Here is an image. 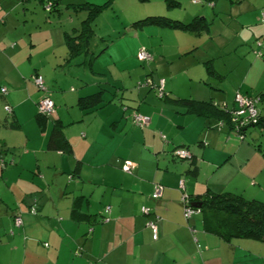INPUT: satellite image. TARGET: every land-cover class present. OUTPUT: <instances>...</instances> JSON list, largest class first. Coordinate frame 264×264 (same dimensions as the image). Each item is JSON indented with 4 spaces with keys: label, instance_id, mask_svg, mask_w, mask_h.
Returning a JSON list of instances; mask_svg holds the SVG:
<instances>
[{
    "label": "crops",
    "instance_id": "obj_1",
    "mask_svg": "<svg viewBox=\"0 0 264 264\" xmlns=\"http://www.w3.org/2000/svg\"><path fill=\"white\" fill-rule=\"evenodd\" d=\"M45 1L0 0V88H7L0 92V264H264V242L207 232L200 213L184 218L181 203L183 194L223 192L264 202V150L252 138L258 128L247 127L238 139L215 111L194 112L178 101L213 102L226 113L216 104L233 108L237 92L264 100V37L256 45L261 56L254 45L264 35V6L212 0L217 16L207 21L190 1L189 14L164 16L201 19L204 29L140 23L143 17L100 51L92 33L84 52L68 55L66 34L79 33L88 16L74 27L69 9L107 3L104 11L113 0H50L51 10ZM140 47L153 62L134 75L130 62L140 61ZM36 73L54 102L53 116L38 114L43 93L32 81ZM137 75L163 78L165 95L139 86ZM131 111L148 116V125L135 126ZM54 126L68 151L48 148ZM178 146L190 149V161L171 156ZM125 160L131 173L121 169ZM156 183L162 192L153 199ZM13 208L20 226L12 223ZM154 215L156 240L147 226Z\"/></svg>",
    "mask_w": 264,
    "mask_h": 264
},
{
    "label": "trees",
    "instance_id": "obj_2",
    "mask_svg": "<svg viewBox=\"0 0 264 264\" xmlns=\"http://www.w3.org/2000/svg\"><path fill=\"white\" fill-rule=\"evenodd\" d=\"M202 1L204 0H191V2L195 4L202 3ZM207 1H210L209 4L213 2L212 0ZM49 2L51 1L46 0L44 4ZM105 6H107V3L102 6H83V9L88 10V16L81 23V29L79 33L74 36L69 34H66L65 36L68 55H76L79 52H84L86 50L90 38L92 37V33H94L91 28V19ZM53 7L54 2H51L49 10H51ZM139 22L146 24H156L170 28H179L184 31L201 30L207 26L204 20L201 21V19H195L191 22L183 23L178 20L170 19L164 15L146 16ZM242 95L251 97L255 96L248 94ZM256 95L261 99V94ZM178 101L188 105V108L194 112H201L207 115L209 113H214L215 111L217 120L225 123L232 134L236 135L237 137L238 135H242V138L238 139H243L244 131L247 127L264 124V117L261 116L259 111L257 123L248 125L245 128L242 127L236 132L235 125L230 121V116L213 106V102L193 104V102L189 99H179ZM38 114L40 115L39 112ZM48 148L61 150L63 152L68 151L69 145L59 126H54L50 132ZM188 199L190 206L195 202H200L201 206L198 208L201 215L202 226L205 231L217 234L227 240L232 237H239L264 242V202L257 199H246L239 194L230 192L212 193L205 195L200 199L192 198L188 195Z\"/></svg>",
    "mask_w": 264,
    "mask_h": 264
},
{
    "label": "rangeland",
    "instance_id": "obj_3",
    "mask_svg": "<svg viewBox=\"0 0 264 264\" xmlns=\"http://www.w3.org/2000/svg\"><path fill=\"white\" fill-rule=\"evenodd\" d=\"M190 1L191 0H113L111 4L105 8L104 11L100 10L91 19V28L94 30L93 32L95 34L92 40V44L94 41L96 45L95 46L96 50L100 51V49H98V47H100V44L103 45L102 46L103 48L111 41H115L117 38L121 36H124V35L126 36L125 34L126 30L124 28V25L129 24V21H135V19L143 18L148 15L149 16L166 15L168 17H172L169 15L170 13L165 14L169 10L170 11L173 10V12L178 15L182 14L183 12L189 14L190 13ZM226 1L230 3L232 0H226ZM233 1L234 3L239 2L238 4L243 3L244 5H248V6L252 2L257 1V4L264 6V0H233ZM209 2L210 1L204 0L202 1V3L196 4V5L194 4L195 8L202 9L205 11V13H207V17H208L207 21L211 20L212 18L215 19V17L217 16V14L215 15L214 13V10H213L214 8L213 7L211 8V5L213 2L210 3L211 5L209 4ZM78 11L75 12L74 9L73 10L69 9V12H68V15H70L72 18L75 19L74 27L75 26L77 27L80 21L83 18H85L84 16L85 14L86 16L88 15L87 11L85 12L84 11L78 12ZM261 26H262V29H264V25L261 24ZM262 37H264V35L259 37V39H261ZM152 39L155 40V43L157 44L156 37H152ZM233 42L236 43L237 42L236 39ZM254 45H255V50H256L258 47L256 46L255 41H254ZM226 50L228 53L229 52L235 53L231 45H228ZM240 52L242 53V47H237L236 54ZM230 54H227V60L234 62L236 56L235 55L233 56ZM185 60L190 61V58L187 57L186 59L183 60V62ZM142 62L131 59V62H130L131 74L135 75V68L137 67L142 68L147 64V62L151 63L153 61L149 60V61H142ZM137 77L138 75L134 76L133 80L137 79ZM142 77L143 75H140L137 81L139 80L141 81V79H143ZM257 107L259 111L261 112V116L264 117V100L258 101ZM256 127L258 128L257 131L252 132V134L254 135L252 138L255 139L253 143L257 147H260L261 150H264V124L257 125ZM12 213L13 215L20 214L19 211H16V209L14 208L12 209ZM12 219H13L12 223L14 225V217H12ZM255 241H258V240H255Z\"/></svg>",
    "mask_w": 264,
    "mask_h": 264
},
{
    "label": "built area",
    "instance_id": "obj_4",
    "mask_svg": "<svg viewBox=\"0 0 264 264\" xmlns=\"http://www.w3.org/2000/svg\"><path fill=\"white\" fill-rule=\"evenodd\" d=\"M193 1H198V0H193ZM50 8V4L47 5V9L49 10ZM259 21L262 25H264V10H261L260 13V18ZM262 40H257L256 45L259 47L261 46ZM256 55L257 56H261L262 53L259 50H256ZM137 59L140 61L143 60H151V54L144 48V47H140L138 52H137ZM32 81L34 82V84L37 86V88L43 93L42 97H40V99L38 100L36 106H37V111L44 115V116H53L55 113V105L53 100L50 98L49 96V90L47 88V86L44 83V77L42 74L40 73H36L32 76ZM139 86H146L149 88H152L154 90H156L157 95L159 97H162L165 95L164 93V80L163 79H159L157 82H154L152 79L149 78H145L143 81L138 82ZM0 92L2 94H6L7 93V88L6 87H1L0 88ZM260 97L255 95V96H247V95H242L241 93L237 92L234 96V105L233 108H228L227 105L225 103L223 104H216L220 109H223L224 111H226V113L230 116V121L235 125V130L236 132L240 129V128H245L248 125H253L255 123H257L258 118H259V110H258V101H260ZM4 111L7 114H11L12 113V107L9 104H6L4 106ZM130 119L131 122L138 127H144L146 125H148L149 123V118L148 116L142 115L136 111H131L130 112ZM164 138V137H162ZM238 138H242V135H238ZM171 155L174 159L176 160H180V161H190L192 159V153L190 151V149L186 146H178L175 147L172 152ZM132 168H133V164L128 161L125 160L123 161L122 165H121V169L126 172V173H131L132 172ZM180 187H183V182L180 181L179 182ZM161 192H162V186L158 183L154 184L153 186V190L151 193V197L153 199H158L161 196ZM181 203L183 206V216L186 220H189L194 214H198L199 213V208L198 207H194V206H190L189 204V199H188V195L187 194H183L181 197ZM109 208H106V212L108 211ZM37 208L35 205H31L29 207V213L31 214H36L37 213ZM142 212L145 214L150 213V209L148 207H142ZM159 217L157 215H154V218L151 220H148L147 222V226L150 228L151 232H152V238L154 240L157 239V227L155 224V220L158 219ZM106 219V217L104 218ZM21 220L20 217L18 215L14 216V225L15 226H20ZM191 231L193 233H195L194 229L191 228ZM195 241L196 238H195ZM196 248L197 251L199 252L201 250V245L196 242Z\"/></svg>",
    "mask_w": 264,
    "mask_h": 264
},
{
    "label": "water",
    "instance_id": "obj_5",
    "mask_svg": "<svg viewBox=\"0 0 264 264\" xmlns=\"http://www.w3.org/2000/svg\"><path fill=\"white\" fill-rule=\"evenodd\" d=\"M192 205H193L194 207H200V206H201L200 202H195V203H193Z\"/></svg>",
    "mask_w": 264,
    "mask_h": 264
}]
</instances>
